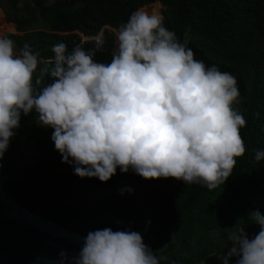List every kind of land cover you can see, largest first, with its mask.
I'll list each match as a JSON object with an SVG mask.
<instances>
[{
    "label": "clouds",
    "instance_id": "clouds-1",
    "mask_svg": "<svg viewBox=\"0 0 264 264\" xmlns=\"http://www.w3.org/2000/svg\"><path fill=\"white\" fill-rule=\"evenodd\" d=\"M115 38L110 62L95 58L106 42L103 27L71 49L54 44L45 61L29 44L18 47L0 35V161L22 116L35 112L40 126L54 129L55 148L80 177L107 182L119 168L210 190L225 184L247 151L237 77L196 59L157 10L135 9ZM255 159L264 160V148ZM248 217L258 233L250 236L244 226L229 233L227 252L217 256L222 264H264V212ZM58 260L160 264L141 232L111 227L89 231L78 254L62 249Z\"/></svg>",
    "mask_w": 264,
    "mask_h": 264
},
{
    "label": "trees",
    "instance_id": "trees-1",
    "mask_svg": "<svg viewBox=\"0 0 264 264\" xmlns=\"http://www.w3.org/2000/svg\"><path fill=\"white\" fill-rule=\"evenodd\" d=\"M141 7L161 12L166 25L189 41L196 59L237 77L247 151L236 158L232 176L212 190L174 177L146 179L119 168L107 182L80 177L55 148L54 129L40 126L33 112L22 116L0 161V180L19 168L15 156L21 139L32 137L40 159L31 172L40 183L13 177L3 182L19 206L82 237L105 227L131 228L141 232L160 264H200L216 250L215 234L224 242L220 254L227 252L229 233L236 228L246 227L250 236L259 231L248 215L256 205L264 207V160L255 159V150L264 148V0H0L7 23L15 27V33L6 35L18 47L29 44L45 61L54 56V44L63 41L71 49L103 27L106 42L95 58L110 62L115 30ZM39 24L43 28L34 29ZM222 194H229L224 202L218 201ZM195 250L199 255L191 258Z\"/></svg>",
    "mask_w": 264,
    "mask_h": 264
},
{
    "label": "water",
    "instance_id": "water-1",
    "mask_svg": "<svg viewBox=\"0 0 264 264\" xmlns=\"http://www.w3.org/2000/svg\"><path fill=\"white\" fill-rule=\"evenodd\" d=\"M83 237L19 206L0 181V264H59L78 254Z\"/></svg>",
    "mask_w": 264,
    "mask_h": 264
},
{
    "label": "rangeland",
    "instance_id": "rangeland-1",
    "mask_svg": "<svg viewBox=\"0 0 264 264\" xmlns=\"http://www.w3.org/2000/svg\"><path fill=\"white\" fill-rule=\"evenodd\" d=\"M42 25H37L34 27V29H42ZM7 33H15V27L12 24H8L5 18V14L3 10L0 8V35H6ZM22 146L16 151L15 160L17 161V164L19 165V168L13 173L10 174L8 177L2 178L0 180L3 184V182H6L11 177H13L17 182H32L34 180L37 181V183H40V180L37 179L36 175L32 174L31 170H34L35 166L37 165V162L40 159V152L37 147V144L35 140L32 137H23L22 139ZM229 197V194H222L218 201H226ZM254 204H256V201L253 200ZM256 209H259L261 212H264V207L261 205H256ZM38 216V211L33 213ZM213 244L216 248L211 254H209L205 260L201 261L200 264H205L207 262H211L212 264H217V256L219 255L218 252L222 249V246H224V242L222 238L215 234L213 236ZM221 248V249H220ZM199 255V251L195 250L193 254H189L191 258L197 257Z\"/></svg>",
    "mask_w": 264,
    "mask_h": 264
}]
</instances>
